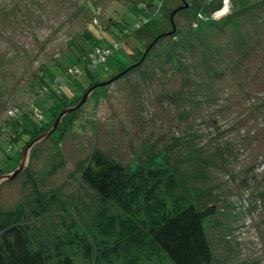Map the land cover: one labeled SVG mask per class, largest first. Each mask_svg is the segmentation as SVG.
Returning a JSON list of instances; mask_svg holds the SVG:
<instances>
[{
  "label": "rangeland",
  "instance_id": "obj_1",
  "mask_svg": "<svg viewBox=\"0 0 264 264\" xmlns=\"http://www.w3.org/2000/svg\"><path fill=\"white\" fill-rule=\"evenodd\" d=\"M89 2L94 16L85 0H0V175L14 170L28 144L85 93L70 102L58 97L70 99L81 91L85 74L65 77L68 83L59 85L57 96L44 92L41 67L58 71L68 64L62 54L72 53L70 41L91 19L103 27L119 17L129 24L141 16L153 20L152 10L137 7L148 0ZM186 2L173 17L178 32L159 39L142 65L120 75L127 67L118 72V65L128 57L117 50L96 69L102 82L119 75L97 86L57 131L32 145L26 168L0 184V212L22 200L36 211L35 198L46 202L55 194L60 204L29 214L26 222L51 241L65 216L91 238L85 208L98 199L80 173L99 148L128 171L138 165L168 167L199 207L215 204L216 215L206 222L212 264H264V0H214L221 2L213 8L216 18L227 15L229 22L225 17L211 25L208 12L198 14L199 0ZM240 2L255 4L232 13ZM182 4L163 0L158 27L137 30L141 44L171 31L170 13ZM90 29L99 38L98 29ZM246 37L251 43L245 44ZM110 40L105 32L103 44L112 46ZM45 76L51 78V71ZM15 109L27 114L15 116Z\"/></svg>",
  "mask_w": 264,
  "mask_h": 264
},
{
  "label": "trees",
  "instance_id": "obj_2",
  "mask_svg": "<svg viewBox=\"0 0 264 264\" xmlns=\"http://www.w3.org/2000/svg\"><path fill=\"white\" fill-rule=\"evenodd\" d=\"M85 1L94 16L95 7L89 0ZM158 1L156 3L155 0H148L142 5L143 7L137 5L138 8L152 10L153 20L141 16L131 25L126 18L123 19L124 22L119 17L109 19V25L103 27L101 23L97 24L91 19L86 24L84 33L75 35L70 41L72 53L62 54V57L70 60L68 64L59 65L58 71L51 70L53 65L41 67L44 73L43 91L56 95L60 90V84L67 85L72 77L85 74L88 81L87 84L82 81L81 91L70 99L64 95L58 96L61 102H70L92 84L102 82L95 76V71L105 64L107 57H113L115 51L123 50L128 57L126 63H119L118 72L121 67L126 68L137 63L141 59L138 53L143 55L148 47L141 44L137 30L145 26L151 29L158 27L157 23L162 17V12L157 8L161 7L163 0ZM199 2L201 11L199 10L198 14L202 16V12H208L209 18L206 22L209 25L214 21L220 23L225 17L226 24L229 22L227 15H221L219 18L213 16L214 9L220 7L221 2L218 4H215L214 0H199ZM232 2L234 5L238 4ZM254 4L244 6L240 2L232 13L236 14L245 7L252 9ZM150 21L153 22L151 26L148 25ZM91 26L98 29L99 38L93 36ZM237 28L234 30L236 36L239 33ZM250 30L251 34L255 29ZM105 32H108L112 46L103 44ZM176 32L178 31L173 34ZM248 39L246 37L245 44L251 43ZM131 42L134 45H131ZM145 58L139 65H142ZM48 71L52 73L51 78L45 76ZM67 76L69 79H65ZM32 106V112L37 116L40 112L35 105ZM22 113L21 110L15 109V116ZM23 114L26 115L27 112ZM66 116L62 118L63 122L68 120ZM38 117L42 120L41 116ZM59 128L58 126L55 131ZM248 171L249 169L245 170L243 183L248 181ZM80 180L98 199L97 204L85 208L93 231L92 237L79 234L75 221H68L62 216L57 228L52 231L53 238L48 241L42 235V230L38 231L34 225L26 221L29 214L37 216L39 213L48 212L52 205L60 204L58 197L52 194L46 202L35 198L32 203L36 211L29 207L28 200H22L13 208L0 212V264L213 263V251L207 235L206 222L216 215V206L210 204L199 207L181 188L176 174L168 167L138 165L133 171H128L115 158L95 148L80 173Z\"/></svg>",
  "mask_w": 264,
  "mask_h": 264
},
{
  "label": "water",
  "instance_id": "obj_3",
  "mask_svg": "<svg viewBox=\"0 0 264 264\" xmlns=\"http://www.w3.org/2000/svg\"><path fill=\"white\" fill-rule=\"evenodd\" d=\"M182 2H183V4H182L181 6L177 7L176 9H174V10L170 13L169 18H170V21H171V24H172V30H171V31H168V32H164V33L159 34V35L153 40V42H152L151 44H149L148 47L145 49V51H144V53H143L141 59H140L137 63H135L134 65H131V66L127 67L125 70H123L122 72H120V73H119L120 75H122L124 72L130 70V69H131L132 67H134L135 65H139V64L143 61V59H144L146 53H147L148 50L151 48L152 44H154V43H155L160 37H163V36H165V35H171V34H173V33L176 31V27H175V24H174L173 17H174V15H175V13H176L177 11H179V10H181V9H185V8L188 7V3L186 2V0H182ZM119 74H117L116 76H118ZM116 76H114V77H116ZM114 77H113V78H114ZM113 78H111V79H113ZM111 79H109V80H111ZM109 80H108V81H109ZM108 81L93 84L92 86H90V87L85 91V93L83 94V97H82L81 101L78 103V105L71 106V107H67L65 110H63L62 112H60V113L57 115L55 121L53 122L52 127H51L48 131H46V132L42 133L41 135L35 137V138H34V139L28 144V146L24 149V151H23V153H22V156H21V158H20V161H19L18 165L15 167V169L12 170V171H9V172H7V173H4V174L0 175V184H2V183H4V182H7V181H10V180L14 179V178H15V177H16L21 171H23V170L26 168V166H27L28 159H29V155H30V148L32 147V145H34L36 142H40V141H42L43 139L49 137V136H50V135H51V134L57 129V127H58L60 121L62 120V118H63L64 116H66L67 114H69V113L75 111V110H76L81 104H83V103L87 100V98H88V96L91 94V92H92L97 86H103V85H105Z\"/></svg>",
  "mask_w": 264,
  "mask_h": 264
},
{
  "label": "built area",
  "instance_id": "obj_4",
  "mask_svg": "<svg viewBox=\"0 0 264 264\" xmlns=\"http://www.w3.org/2000/svg\"><path fill=\"white\" fill-rule=\"evenodd\" d=\"M223 10H224V9L222 8V9L220 10L221 12L219 11L220 13H218V14L220 15V14L223 12ZM219 15H218V16H219ZM213 16L216 17V16H215V13L213 14Z\"/></svg>",
  "mask_w": 264,
  "mask_h": 264
}]
</instances>
